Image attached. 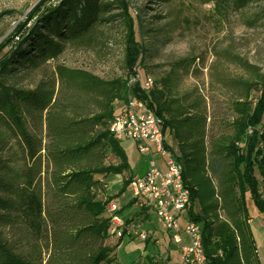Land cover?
I'll return each instance as SVG.
<instances>
[{"label": "trees", "instance_id": "1", "mask_svg": "<svg viewBox=\"0 0 264 264\" xmlns=\"http://www.w3.org/2000/svg\"><path fill=\"white\" fill-rule=\"evenodd\" d=\"M160 1L167 4L172 0ZM255 1L204 0L237 9ZM47 2L41 0L6 38L2 47L8 50L0 57V264H120L116 255L119 243L109 245L106 240L119 227L127 228L131 220L113 228L112 215L122 208L110 213L114 195L108 192L107 178L121 174L126 187L135 176L121 140L109 128L130 94L141 97L154 110L172 152L168 137L177 143L176 159L190 189L183 217L202 228L203 264H261L247 223L252 219L247 199L264 214V73L240 81L241 92L232 103L231 132L210 142L209 116L200 102L189 103L172 95L162 79L143 90L139 83L130 86L124 77L104 79L58 65V81L25 87L21 79L59 58L68 46L94 47L105 38L106 26L131 22L125 0H59L50 7ZM129 47L128 69L132 72L139 52L133 41ZM44 115L54 166L55 205L47 215L50 225L45 222L33 179L15 166L14 157L6 155L14 139L25 146L27 157L37 156L41 140L28 122L35 125ZM259 124L262 129H257ZM137 203L134 197L131 204ZM150 212L139 206L140 216L147 218ZM17 220L40 238L47 234V259L39 251L23 253L5 238L2 228ZM151 259L155 264L154 257Z\"/></svg>", "mask_w": 264, "mask_h": 264}, {"label": "rangeland", "instance_id": "2", "mask_svg": "<svg viewBox=\"0 0 264 264\" xmlns=\"http://www.w3.org/2000/svg\"><path fill=\"white\" fill-rule=\"evenodd\" d=\"M40 1L0 0V47ZM125 1L131 13V24L119 22L115 26H106L105 38L94 47L77 49L68 46L59 58L49 60L21 79L20 84L31 88L42 81H58V65L88 71L104 79L124 77L130 86L139 83L141 87L147 77H151L154 84L162 79L172 95L183 97L189 103L199 101L201 108L206 110L209 142L230 133L232 103L241 92L240 81L253 79L256 72L264 73V0H256L242 9L204 0H172L167 4L160 0ZM58 2L48 0L46 5L55 6ZM131 39L137 45L139 59L129 72ZM0 49L1 57L8 47ZM135 78L140 81L132 82ZM28 126H33L41 140L37 156L34 159L27 157L25 146L24 149L14 139L10 141L6 155L14 157L15 166L33 179V187L43 202L45 222L50 225L47 215L55 205L54 166L48 153L45 115L35 125L28 122ZM168 139L177 151L176 141L172 137ZM120 142L128 155L131 173L134 176L145 174L151 167L152 154L141 152L132 139ZM155 158L161 161L158 154ZM123 177L113 173L107 178L108 192L114 195L109 209L112 205L119 206L122 212L118 216L122 223L131 220L127 228L119 227L106 240L109 245L119 243L116 255L120 264H151V257L157 262L155 264H184L181 243L175 241L156 213L150 212L147 218L139 215V206L131 204L135 197L132 187H124ZM198 205L197 211L200 209ZM247 209L252 217L247 223L258 257L264 264V218L250 198L247 199ZM219 213L223 214V211ZM185 220L181 216L179 224L185 225ZM2 231L5 238L23 253L39 251L44 259L48 258L47 234L40 238L22 220L2 228ZM145 237L150 240L147 242ZM182 237L187 240L185 234Z\"/></svg>", "mask_w": 264, "mask_h": 264}, {"label": "built area", "instance_id": "3", "mask_svg": "<svg viewBox=\"0 0 264 264\" xmlns=\"http://www.w3.org/2000/svg\"><path fill=\"white\" fill-rule=\"evenodd\" d=\"M137 81L140 80H132ZM153 85L154 80L147 77L141 83V88L149 90ZM109 129L116 139H132L141 152L152 154L150 169L143 175L135 176L129 184L138 199L137 204L156 213L163 226L172 232L175 241L181 243L184 264H203L206 257L200 224L192 220H185L183 226L179 224L190 202V189L184 183L182 169L176 159L177 151L173 149L172 152L165 144L162 124L154 110L141 97L130 94L125 106L113 117ZM257 129H262V124ZM253 130L250 127L248 131L252 133ZM156 154L161 157L160 162L155 158ZM116 209L112 205L110 211ZM112 221L116 226L122 223L117 214L112 215ZM182 234L186 235L187 240L183 239Z\"/></svg>", "mask_w": 264, "mask_h": 264}, {"label": "crops", "instance_id": "4", "mask_svg": "<svg viewBox=\"0 0 264 264\" xmlns=\"http://www.w3.org/2000/svg\"><path fill=\"white\" fill-rule=\"evenodd\" d=\"M117 207V206H116ZM117 209H119V206L117 207ZM186 239H187V237H186Z\"/></svg>", "mask_w": 264, "mask_h": 264}]
</instances>
